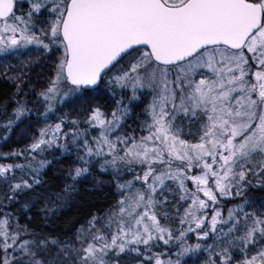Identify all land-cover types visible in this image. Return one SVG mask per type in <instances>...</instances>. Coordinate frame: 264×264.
<instances>
[{
  "label": "snow or ice",
  "instance_id": "6c2138e0",
  "mask_svg": "<svg viewBox=\"0 0 264 264\" xmlns=\"http://www.w3.org/2000/svg\"><path fill=\"white\" fill-rule=\"evenodd\" d=\"M18 4L19 0H0V54L18 56L33 45L49 53L63 49L55 76L40 93L47 111L70 96L83 97L85 92L94 91L109 76L113 84L130 88L133 99L141 89L154 93L148 135L138 141L134 137L110 139L126 116L127 105L121 107L118 101L111 120L99 108L92 111L89 122L102 131L94 147L87 139L81 142L85 156L79 159L85 166L75 169L73 181L88 172L85 157L111 156L105 164L115 166L120 162L130 170L142 166L143 175L134 174V180L144 187L135 188L132 181L119 185L127 191L121 192L118 211L108 217L106 225L111 228L115 224L116 231L110 239L99 234L97 218L93 217L89 228L78 237L81 247L70 260L108 264L105 257L113 249L140 253L139 245L150 250L157 241L164 245L174 241L175 259L164 253L147 259L154 264H193L191 257L202 246L189 244L188 233L204 239L209 232L217 231V224L232 221L227 232L220 229L228 239L220 240L222 251L217 259L222 264H264V212L257 215L237 206L228 211L227 220H221L222 212L215 207L220 197L241 195L251 184L249 175L264 183V0H30L27 11ZM40 17H44L41 22L46 29H37ZM126 57L129 62L124 67ZM23 74L11 79L20 80ZM27 111L18 101L14 119L6 126L9 131ZM181 114L201 122L198 142L180 138L181 129L175 121ZM62 125L63 121L42 129L30 149L44 151L57 144ZM76 139L73 133L74 143ZM118 145L123 146V154ZM174 161L180 162L175 169ZM40 166H45L43 161ZM15 167L23 169L25 165ZM194 167L200 174L189 176L187 170ZM13 168L0 164V178L15 179L8 176ZM32 179L34 184L39 183L34 175ZM167 181L183 190L182 200L190 199L176 235L161 225L156 211L167 202L164 193L172 191ZM186 181L195 184V191L186 187ZM32 187L21 177L20 183L9 184L12 196L8 199ZM200 193L206 199H201ZM55 195L48 197L49 202ZM209 208L214 214L208 230L197 231L209 219L206 213H199ZM161 215L167 217V213ZM241 216L244 224L238 227ZM92 230L98 234L84 235ZM236 232L242 235H234ZM22 234L28 233L10 231L7 217L0 219V247L5 253L10 248L13 252L19 249L28 257L27 264H62L59 258L69 257L67 246L52 255L49 244L58 246L55 240H21ZM32 249L43 250L50 258L38 257ZM231 249H238L244 258L234 260ZM186 256L189 259H183ZM0 264L25 261L5 255ZM208 264H217V260L209 257Z\"/></svg>",
  "mask_w": 264,
  "mask_h": 264
},
{
  "label": "rangeland",
  "instance_id": "374dc122",
  "mask_svg": "<svg viewBox=\"0 0 264 264\" xmlns=\"http://www.w3.org/2000/svg\"><path fill=\"white\" fill-rule=\"evenodd\" d=\"M30 3V0H19L18 7H22L23 11L28 10V4ZM44 19V17H40L36 21V27L37 29H46L47 25L45 23H42L41 21ZM37 35H39V31L37 30ZM41 39H45L43 36H41ZM45 43H49L48 39H45ZM62 47L60 51H53V55L55 56V62L54 64V70L53 74L49 76V82L45 85V89L49 86L50 81L56 74V67L55 65L58 63V58L62 55ZM49 52H46L43 49L37 48L36 46H29V49L25 52H22L18 56H7L4 57L2 54H0V71L3 75V77L6 79V76L11 77H17L20 76L21 73H24V66L25 65H32L36 66L37 62H39L41 59L45 58ZM18 85H24L27 83L25 79V75L23 74L22 79L15 80ZM108 88L109 91L105 92V99L109 100L105 105L95 106L90 112H88V116L84 119L81 117H73L71 115L72 112H69L63 105L59 106V103H56L54 109L47 111L46 110V102L43 100V98L40 96L39 103L35 104V106L31 108H27V114L21 118L20 121L15 122L12 124L11 130H8V121L10 119H14V110H12L9 114L0 113V164L3 165H13V170L8 174L9 177L14 176L15 179L12 180H5V178H0V219H3L7 217L10 225V231H19L23 230L24 232H27V235L22 234L21 240L28 239V240H35L32 235L20 228L15 221V215L8 209V205L10 202V199H8L9 196H12V193L9 191V184H15L20 183L21 177L23 179L28 180V182L31 184L33 182V175L35 176V179L37 180V176L39 175L42 167L40 166V162L43 161L44 165L46 162L51 158L52 151L55 149H59V153H63L67 146L73 147L74 152L78 156V167L83 168L85 166L84 162H82L79 158L85 156L84 148L81 146V142L84 139L88 140V144L90 146H95V140L99 138L100 132L102 129L99 126H93L91 122H89V117L92 114V111L95 108H99L102 113H104L105 117L108 120L112 119L111 113L117 109V102H120V106L123 107L124 105H129L127 102L132 99V90L130 88H120L119 86L112 83L111 76L108 77ZM63 87V86H62ZM44 89V90H45ZM43 90V91H44ZM147 94V100L145 105V113L143 116V123H138L137 127H132L131 125H127L126 122H124L125 117L121 120L120 125L118 128H116L110 135V139L115 141L117 136L120 137H134L137 141L143 137L148 135V128L147 125L151 123V110L149 106L151 105L153 101V95L154 93L150 89H141L138 91V96H143L141 100H143L146 97ZM128 109V107H127ZM40 111V114L42 116V121H39L37 123L31 124L29 127H26V124L22 122V120L29 116L28 114L30 112H37ZM129 111V109H128ZM127 111V113H128ZM46 113V114H45ZM126 113V114H127ZM183 120L187 121V123L190 124L189 118L183 116V114L177 116V119L175 121V126L179 127L181 129L180 131V138L183 140H186L190 143L198 142V136L197 133L201 127V122L199 123V129L197 132H189L190 127H182ZM63 121L61 132L58 134L61 136V139L58 141L57 144H54L50 148H46L44 151H32L30 149V145L33 144L36 140L40 138V131L42 129H45L49 126H55L58 123H61ZM76 121L75 124L72 122ZM187 129V130H186ZM68 133L67 137H64L63 134ZM73 133H75L77 139L75 143L73 142ZM196 135L197 140L192 141L189 138L184 137V135ZM49 138V137H45ZM123 146L118 145V150H121ZM106 151V149H105ZM12 153H22V155H12ZM121 154L122 150H121ZM89 161L87 164L88 169L91 166H95L98 170H107L109 169L112 174L117 179L119 185H124L128 181H132L135 188H143L144 185L141 181L134 180V174L143 175L142 166L136 165L129 169V166L126 164H121L118 162L115 166L107 165L105 164L106 159H111V156L103 157V156H93V157H85ZM210 162V161H209ZM15 165H25V168H16ZM28 165H31L29 168ZM104 165L102 168L101 166ZM180 166L179 161H174L172 167L175 169L176 167ZM216 165H214V168ZM96 171V170H94ZM187 174L189 176L191 175H198L200 174V169L198 168H192L187 170ZM248 179L251 181V184L249 186L254 187V189H263L264 183L261 182L260 178L254 177L252 175H249ZM151 180V178H150ZM170 181H167L168 184ZM186 187L191 190L195 191V184L191 181H186ZM212 181H209V184L211 185ZM121 189V188H120ZM248 188H245L241 195L236 196H227V197H220L218 200V203H216L215 207L219 208L222 212L221 220H227L228 217V211L235 210L237 206H242L244 208V211H247L249 213H254L251 210H247L248 203L251 199L249 193L246 191ZM122 191H127V189H121ZM179 191L183 193V190L179 188ZM166 193V192H165ZM164 193V195H165ZM201 199H206V197L203 196V193L199 194ZM160 198L159 196L157 197ZM122 199V196H121ZM187 208L190 204V199H185ZM247 202V203H246ZM159 208H157V215L160 219L162 216L160 215ZM118 211L113 210V212ZM112 212V213H113ZM111 213V214H112ZM164 213V212H163ZM207 214L208 220L205 221V227L201 230L197 231H206L208 230V225L210 223V218L214 214L212 208L202 210L199 214ZM184 215V214H183ZM232 221H228L227 224H217V231L215 233L209 232V236L204 239H200L197 237L196 233H188V236L186 239L188 240V243L191 245H195L199 243L202 247L200 250H197L194 255H192V258L200 253L206 254L209 252V244H204V242H209L211 239L212 242L215 240L222 238V234L220 232V229L223 228L224 232H227L228 227L231 225ZM108 224V223H107ZM103 225L101 229L99 230V234H103L104 236L108 237L110 239L111 234L116 231V225L113 224L111 228H107L106 225ZM244 224V218L241 216L239 221V226H242ZM162 226H167V224H164V222H161ZM97 225H95V228L97 229ZM182 227V225H181ZM177 228L176 230H173V235L177 234V231L181 228ZM183 227H187V225H184ZM194 227V225H193ZM86 227L85 229H88ZM84 230V229H83ZM82 230V231H83ZM79 234L71 241L67 242L63 248L66 246L69 249V257H63L61 256L59 259L61 260L62 264H77L76 261H71L70 257L74 255L75 251L81 247V242L78 237ZM92 234H98L95 230H92L90 232H85L84 235L86 237L92 235ZM2 240V238H0ZM11 243V241H9ZM86 246V244H85ZM140 253L131 252L126 250L124 253H118L117 249H113L108 252V255L105 257L106 261H108V264H154V261H149L147 259L148 256H153L154 254L158 253H164L167 255H172L173 259H175V252L177 249L175 248V242H170L168 245H164L163 241H157L155 246H151L150 250L146 249V246L139 245ZM249 249H252L253 246L249 245ZM49 248L51 249L52 255L55 256L56 252L53 250H57V252L60 250V248L49 245ZM61 248V249H63ZM33 251H37L38 257H42L45 260L49 259V256H46L44 254L43 250H37L32 249ZM238 250V249H237ZM258 250V249H257ZM125 255L126 257H122V255ZM218 253H208L209 257L212 259L215 257H218ZM252 255L256 254V251L251 252ZM5 255H8L9 257L17 256V255H24L22 254L19 249H17L15 252L10 248L8 249L7 253L4 252L3 248L0 247V258H3ZM188 256L184 257L183 259H186ZM126 258V261H125ZM244 258V254L241 253L239 250L236 253H233V259L234 260H240ZM123 261V263H122ZM217 264H222V261L220 259H217Z\"/></svg>",
  "mask_w": 264,
  "mask_h": 264
},
{
  "label": "trees",
  "instance_id": "16d2710c",
  "mask_svg": "<svg viewBox=\"0 0 264 264\" xmlns=\"http://www.w3.org/2000/svg\"><path fill=\"white\" fill-rule=\"evenodd\" d=\"M54 52L48 53L47 56L37 62L36 66L29 64L24 66V75L27 81L24 85H18L11 79V76L3 77L0 71V113L9 114L17 107V102H23L26 108H31L39 103L40 93L45 89V85L49 82V76L53 74L56 57L52 56ZM129 58L122 61V66L127 67ZM108 78L102 79L99 86L94 91L85 92L84 96H70L68 100L59 103L63 105L73 117L86 118L95 106H107L105 92L109 91ZM19 87L20 93L17 94ZM142 95L136 99H130L127 104L129 109L125 116L124 122L132 127H137L138 123H143L145 113L146 97L142 99ZM22 122L29 127L33 123L42 121L40 111L30 112ZM189 123L183 120L182 127H190L189 132H197L200 121L189 119ZM187 130V129H186ZM184 137L197 140L196 135H184ZM51 158L42 167L37 180L38 184H34L30 189L17 191L15 196L9 202L8 209L15 215L16 224L28 231L35 240H55L58 242V248H63L67 242H71L83 229L89 226V222L96 217L97 229L108 223V217L113 210H117L118 201L121 200V189L119 183L112 172L107 170H98L95 166H91L88 172L77 178L75 181L71 178L75 174L78 167V156L74 152V148L67 146L63 153H59V149L52 151ZM96 170V171H94ZM171 186V193L166 192L167 202L162 208H159L160 215L164 212L167 217L161 218V222L167 224L173 230L181 227L180 219L183 217L187 208L186 200L181 199L182 192L179 186L168 183ZM251 199L248 203L247 210L253 211L259 215L264 212V193L262 189H254L252 186L247 187ZM56 194L52 201L49 202L48 197ZM251 205V207H249ZM241 227V226H239ZM234 235H242V232H236ZM227 240L228 237H222L212 242H204L209 244L208 253H218L222 251L220 240ZM51 245V244H49ZM226 246V245H224ZM57 253V250H53ZM237 254V249H231ZM208 253H200L191 260L193 264H208ZM27 264L28 257L26 255H17ZM122 257H126L124 254ZM189 259L187 257L185 260ZM217 260V257L213 258ZM126 261V258H125ZM123 263V261H122Z\"/></svg>",
  "mask_w": 264,
  "mask_h": 264
},
{
  "label": "flooded vegetation",
  "instance_id": "af4514ba",
  "mask_svg": "<svg viewBox=\"0 0 264 264\" xmlns=\"http://www.w3.org/2000/svg\"><path fill=\"white\" fill-rule=\"evenodd\" d=\"M262 192L264 193V186H263Z\"/></svg>",
  "mask_w": 264,
  "mask_h": 264
},
{
  "label": "water",
  "instance_id": "95a60500",
  "mask_svg": "<svg viewBox=\"0 0 264 264\" xmlns=\"http://www.w3.org/2000/svg\"><path fill=\"white\" fill-rule=\"evenodd\" d=\"M138 47H144V46H138ZM100 84V83H99Z\"/></svg>",
  "mask_w": 264,
  "mask_h": 264
}]
</instances>
